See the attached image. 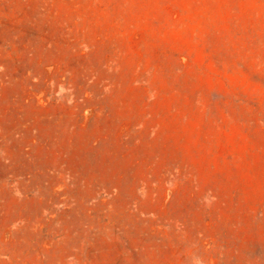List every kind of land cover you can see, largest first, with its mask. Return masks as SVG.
Segmentation results:
<instances>
[{
	"label": "rangeland",
	"instance_id": "obj_1",
	"mask_svg": "<svg viewBox=\"0 0 264 264\" xmlns=\"http://www.w3.org/2000/svg\"><path fill=\"white\" fill-rule=\"evenodd\" d=\"M0 264H264V0H0Z\"/></svg>",
	"mask_w": 264,
	"mask_h": 264
}]
</instances>
